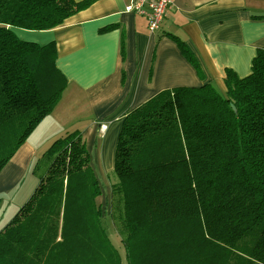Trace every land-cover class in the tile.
<instances>
[{"label": "trees", "instance_id": "1", "mask_svg": "<svg viewBox=\"0 0 264 264\" xmlns=\"http://www.w3.org/2000/svg\"><path fill=\"white\" fill-rule=\"evenodd\" d=\"M95 1L0 0V172L66 87L55 45L13 29L53 30ZM222 83L126 113L107 194L83 131L55 137L31 168L38 187L0 229V264H264V49L248 76L227 69Z\"/></svg>", "mask_w": 264, "mask_h": 264}, {"label": "crops", "instance_id": "2", "mask_svg": "<svg viewBox=\"0 0 264 264\" xmlns=\"http://www.w3.org/2000/svg\"><path fill=\"white\" fill-rule=\"evenodd\" d=\"M128 4V0H96L53 30L13 29L20 41L53 43L54 67L65 80L60 100L39 125L47 122L56 128L51 140L64 131L83 129L86 144L95 143L93 161L100 172L113 169L114 147L126 113L167 89L210 82L221 90L225 70L239 78L248 76L257 51L264 49V18H254L264 15V0H174L154 33L148 31L144 17L125 11ZM177 42L190 52L197 68L182 55ZM75 100L84 128L63 130ZM35 134L0 172L4 193L0 196L7 202L19 190L26 198L32 192L26 176L37 150L46 146L35 142Z\"/></svg>", "mask_w": 264, "mask_h": 264}, {"label": "rangeland", "instance_id": "3", "mask_svg": "<svg viewBox=\"0 0 264 264\" xmlns=\"http://www.w3.org/2000/svg\"><path fill=\"white\" fill-rule=\"evenodd\" d=\"M251 65H252V62H251ZM70 94H71V90H70ZM64 95H66V96L69 95V92L65 93ZM76 102H78V101L75 100V102L72 104L73 106L71 107L70 120L68 121V123H66V126H65V128H63V130H65L68 127H76V126L77 127H82L81 124L84 123V122L80 121V119L78 117V114L80 113L81 107L77 106L75 104ZM79 105H80V103H79ZM71 124H75V125H71ZM43 128L45 130L39 135V132ZM82 128H84V127H82ZM54 129H56L54 126H51L49 123L46 122L44 125H41V126L38 125L36 127V129L34 130V132L36 133L35 136L38 137V139L35 142H39V143H41V145L45 144L46 146H45L44 150L47 149L51 145V143L53 141V140L48 139V138L53 136V134H51V133H52V131ZM99 129H100V131H104V126H100ZM71 130H73V129H71ZM80 130H83V129H80ZM39 136H41V138H39ZM27 141L30 142L29 140H27ZM94 147H95V143L92 142V141H89L86 144V150L88 152V155H89V158H90L89 159L90 162H94L93 161V158H94ZM114 149H115V147H114ZM41 153L42 152L40 150H37V155L38 156ZM6 167H4L3 169H5ZM31 167H33V165ZM94 170H95L96 176L98 177V179L100 180V182L102 184V188L104 189L105 193L107 194V186L110 185L114 181V178H113L114 176H113V174H111L112 169H104V172H100L99 169H94ZM26 179L33 184L32 187H31V191L34 190L36 187H38V185H39L38 177L34 176L32 178L31 171H30V174L28 176H26ZM18 192H19L18 195L16 194V197L14 198V200L12 202L4 201V202L1 203V207H0V229L3 226H5V224L9 220L12 219V217L17 213L16 211L21 206H23L25 204V202L27 201V199L29 198V196L26 198L25 194L21 190H19ZM30 194H31V192H30ZM104 224H105V227H106V233L110 237V241L114 245H116L118 247L117 237H116L115 233L112 231V228H111V226L109 224V221L106 220V222ZM119 251L122 254L121 248L119 249ZM121 264H126L125 260L123 259V257L121 258Z\"/></svg>", "mask_w": 264, "mask_h": 264}, {"label": "built area", "instance_id": "4", "mask_svg": "<svg viewBox=\"0 0 264 264\" xmlns=\"http://www.w3.org/2000/svg\"><path fill=\"white\" fill-rule=\"evenodd\" d=\"M125 7L127 13L133 12L147 20V28L154 33L160 28L165 13L170 9L174 0H128Z\"/></svg>", "mask_w": 264, "mask_h": 264}, {"label": "bare ground", "instance_id": "5", "mask_svg": "<svg viewBox=\"0 0 264 264\" xmlns=\"http://www.w3.org/2000/svg\"><path fill=\"white\" fill-rule=\"evenodd\" d=\"M110 140L113 141V137H110Z\"/></svg>", "mask_w": 264, "mask_h": 264}]
</instances>
